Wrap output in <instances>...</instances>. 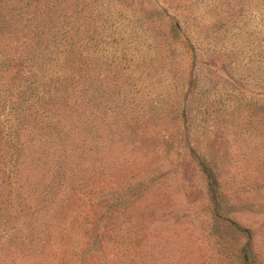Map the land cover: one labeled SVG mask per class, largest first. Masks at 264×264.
Segmentation results:
<instances>
[{"label": "rangeland", "instance_id": "1", "mask_svg": "<svg viewBox=\"0 0 264 264\" xmlns=\"http://www.w3.org/2000/svg\"><path fill=\"white\" fill-rule=\"evenodd\" d=\"M100 1L135 37V54L123 72L108 66L117 87L106 108L87 110L83 155L44 154L36 181L32 157L15 161L0 143V264H97L99 237L109 264H247L246 254L264 264V0ZM56 8L84 19L90 0ZM173 21L186 46L170 42ZM64 52L35 59L33 72L48 80ZM74 53L64 60L90 64V45ZM5 106L0 82L2 117ZM201 163L215 175V201Z\"/></svg>", "mask_w": 264, "mask_h": 264}, {"label": "trees", "instance_id": "2", "mask_svg": "<svg viewBox=\"0 0 264 264\" xmlns=\"http://www.w3.org/2000/svg\"><path fill=\"white\" fill-rule=\"evenodd\" d=\"M58 2L45 0L43 4L32 6L31 0H0V55L3 56L0 59V82L6 104L3 112H7L4 117L0 116L3 120H0V143L4 145L7 142V149L15 161L25 162L32 157L27 168L36 181L40 179V164L37 162L44 154L56 158L67 155L63 159L83 155L91 135L90 115L86 117V112L88 109L99 111L106 108L107 94L117 87L106 81L108 66L113 65L117 73L123 72L128 54H135L127 46L138 44L132 34L127 37L125 32L116 28L117 21L113 23V20L118 19V15L114 17L113 9H104L102 1L90 0V14L84 19L73 12L62 14L57 11ZM10 3L11 8L8 9ZM46 8L49 10L45 11ZM170 29V42L186 46L179 22L173 21ZM34 37L45 42L42 48L31 46ZM89 45V65H75L64 60L75 59L74 52L80 46ZM16 47H19V52L11 54L9 49ZM60 52L65 53L62 64H56L58 70L49 75L48 80L46 76L33 72L35 59L40 56L43 59L47 53L57 55ZM103 57L106 58L104 61H96V58ZM17 60L22 63L21 72L14 69ZM93 63L98 64L97 70L92 67ZM25 70L27 74H24ZM199 167L209 196L215 201L219 191L213 170L204 163ZM56 168L60 169V165ZM57 169L56 174L52 169L50 171L54 179L65 175L64 171L58 172ZM19 186H24L21 178ZM245 233L250 239L248 232ZM101 241L102 237L95 239L90 252L97 264H109L100 251ZM244 260L251 264L247 254Z\"/></svg>", "mask_w": 264, "mask_h": 264}]
</instances>
